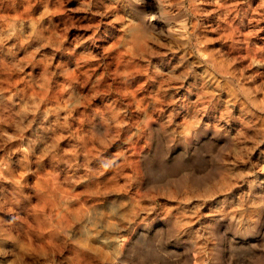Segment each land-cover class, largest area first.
<instances>
[{"label": "rangeland", "instance_id": "374dc122", "mask_svg": "<svg viewBox=\"0 0 264 264\" xmlns=\"http://www.w3.org/2000/svg\"><path fill=\"white\" fill-rule=\"evenodd\" d=\"M0 264H264V0H0Z\"/></svg>", "mask_w": 264, "mask_h": 264}, {"label": "bare ground", "instance_id": "6f19581e", "mask_svg": "<svg viewBox=\"0 0 264 264\" xmlns=\"http://www.w3.org/2000/svg\"><path fill=\"white\" fill-rule=\"evenodd\" d=\"M81 103H82V102H81ZM88 106H90V105H88ZM88 106H87V107H88ZM82 107H83V106H82ZM114 131H115V130H114ZM114 143H115V142H114ZM103 153H104V152H103ZM125 158H126V157H125Z\"/></svg>", "mask_w": 264, "mask_h": 264}]
</instances>
